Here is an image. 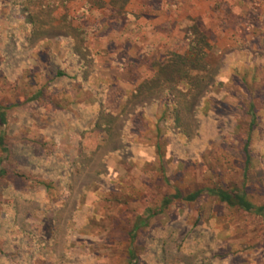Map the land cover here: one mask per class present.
I'll list each match as a JSON object with an SVG mask.
<instances>
[{
  "label": "rangeland",
  "instance_id": "rangeland-1",
  "mask_svg": "<svg viewBox=\"0 0 264 264\" xmlns=\"http://www.w3.org/2000/svg\"><path fill=\"white\" fill-rule=\"evenodd\" d=\"M0 103V264H128L136 219L138 264H264L263 219L205 195L160 207L243 181L251 103L264 205V0H0Z\"/></svg>",
  "mask_w": 264,
  "mask_h": 264
},
{
  "label": "trees",
  "instance_id": "trees-1",
  "mask_svg": "<svg viewBox=\"0 0 264 264\" xmlns=\"http://www.w3.org/2000/svg\"><path fill=\"white\" fill-rule=\"evenodd\" d=\"M176 58L177 59L174 62H172L171 65L170 64H167V65L159 64V66L157 67L155 78H158V76L161 77V75L172 76V75L182 74L181 65L189 64V63H187L186 58H183L181 56H178ZM63 75L64 74L61 73V71L57 73V77L63 76ZM149 82L146 81L145 83H143L141 89L143 88L148 89V87L156 88L158 87L156 85L160 86V84L157 81H151L150 83ZM179 83L183 87H186L189 84L192 86V80H188L186 79V77L185 79L180 80ZM42 94L43 92L41 89L35 95H33L32 99L34 98L37 99ZM254 108H255L254 104L252 103L249 104L248 114L251 117L250 129L248 131L249 135L246 138V143L242 151L245 159H244L242 168L241 167L238 168L240 172L242 169V175H243L242 180L243 181H241L240 179L241 176H240L237 178L238 181H235V182L230 183L229 185H226V184H223L221 182H216L211 179L209 184H204L203 186L197 188V190L190 191V192L184 191L180 188H175L173 193L163 198L160 207H166L176 200L187 202V203H195L200 198H202V196L205 195L206 197L214 198L216 202H218L219 204H222L223 206L227 207L230 210L232 209V210L243 211V212L249 213L252 216H256L264 220V205L252 202L251 200L253 198L252 193L250 192V190L247 189L248 186L246 184L247 179L249 178L247 175V172L253 166L252 151L249 149V147H250L251 133L253 131V127L256 125V119H257V114ZM6 109L7 107L4 106L2 103H0V152H1L0 155L4 156L5 159L9 156V151H10L5 141V128L7 125ZM140 109L143 110L145 109V107H142ZM157 131H159V129H157ZM157 143L158 144L156 146V149H158L159 151L160 149L159 141ZM239 154L241 155V152ZM158 155L161 156L162 154L160 153ZM161 167L163 171L165 172L164 173V176H165L167 168L165 167L162 161H161ZM209 172H212V168L211 170H208V173ZM6 173L7 172L4 169L2 168L0 169V177L5 175ZM16 176L19 177L18 175ZM165 181H167V179ZM92 182L95 183L96 181H92ZM41 183L45 184L46 190H50L51 183H48L45 181H42ZM116 196H114L111 199L112 202L115 201L117 203L119 202L120 204H125L123 200H119V198ZM100 199L101 201H105L108 203L107 198L101 197ZM146 209L151 215H154L155 208H150L148 206ZM141 226L142 225L140 223L139 224L137 223V219H136V222L134 223L133 227L127 232V235L129 236V239H130V245L127 248V252H128L127 263L128 264H138L140 262V257L135 254L134 250L132 249V244L134 243V240L136 238V230L141 228Z\"/></svg>",
  "mask_w": 264,
  "mask_h": 264
}]
</instances>
